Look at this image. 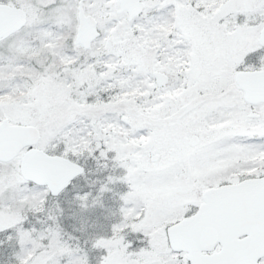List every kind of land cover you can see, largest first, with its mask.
I'll use <instances>...</instances> for the list:
<instances>
[{
	"label": "snow or ice",
	"instance_id": "snow-or-ice-1",
	"mask_svg": "<svg viewBox=\"0 0 264 264\" xmlns=\"http://www.w3.org/2000/svg\"><path fill=\"white\" fill-rule=\"evenodd\" d=\"M0 264H264V0H0Z\"/></svg>",
	"mask_w": 264,
	"mask_h": 264
}]
</instances>
